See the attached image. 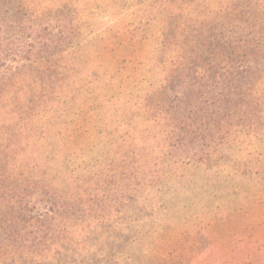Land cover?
<instances>
[{
    "label": "rangeland",
    "instance_id": "374dc122",
    "mask_svg": "<svg viewBox=\"0 0 264 264\" xmlns=\"http://www.w3.org/2000/svg\"><path fill=\"white\" fill-rule=\"evenodd\" d=\"M22 1L71 32L0 70V193L67 205L40 264H264V0Z\"/></svg>",
    "mask_w": 264,
    "mask_h": 264
},
{
    "label": "trees",
    "instance_id": "16d2710c",
    "mask_svg": "<svg viewBox=\"0 0 264 264\" xmlns=\"http://www.w3.org/2000/svg\"><path fill=\"white\" fill-rule=\"evenodd\" d=\"M65 8L66 6H63L54 11L50 10L48 13H63ZM36 20L37 18L29 13L22 0H0V70L7 69L8 63L33 59H45L43 63L45 68V62L47 63L58 54L61 51L60 48L69 41L71 32L62 20L56 19V25H54L51 24L54 21L53 18H50L48 25L41 26L34 24ZM194 65L191 63L189 68ZM43 73L44 70L40 72V74ZM243 74L244 70L239 67L223 70L217 64H213L205 76L197 77L191 74L187 77L192 88H200L208 85L216 87L228 79L241 80ZM168 87L170 86L167 84L163 87L159 86L160 89ZM147 180L155 181L152 175ZM134 181L138 179L134 178ZM29 187L31 186L28 182L26 184L23 182L18 185V188L7 190L5 194L0 193L2 201L0 205V264H25L26 262L40 264L41 260H47V257H43L44 252L49 259L50 246L56 249V254H53L49 261L60 263L62 257H65L60 254L63 240L59 238L52 240L54 233H51L49 228L31 223L41 222L44 213L55 214L57 210L66 208L67 205L56 196L33 202L28 192ZM2 207H4L5 217L2 214ZM73 209L76 207L65 209L69 217L79 219L83 215H89L87 208ZM26 226L29 227L28 231L24 230ZM40 247L44 249L41 250Z\"/></svg>",
    "mask_w": 264,
    "mask_h": 264
}]
</instances>
